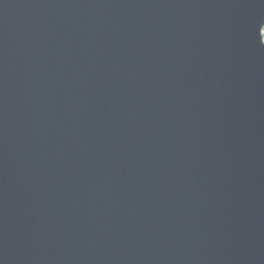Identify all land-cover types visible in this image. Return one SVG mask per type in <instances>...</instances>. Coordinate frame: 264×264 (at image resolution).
Wrapping results in <instances>:
<instances>
[{"label": "water", "instance_id": "obj_1", "mask_svg": "<svg viewBox=\"0 0 264 264\" xmlns=\"http://www.w3.org/2000/svg\"><path fill=\"white\" fill-rule=\"evenodd\" d=\"M0 264H264V0H0Z\"/></svg>", "mask_w": 264, "mask_h": 264}]
</instances>
